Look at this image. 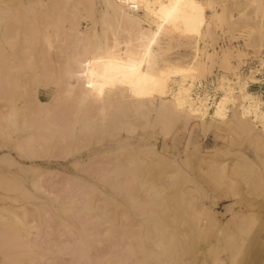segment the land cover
Listing matches in <instances>:
<instances>
[{
	"label": "rangeland",
	"instance_id": "374dc122",
	"mask_svg": "<svg viewBox=\"0 0 264 264\" xmlns=\"http://www.w3.org/2000/svg\"><path fill=\"white\" fill-rule=\"evenodd\" d=\"M6 1L0 0V87L7 83L9 86L3 90L8 89L5 93L10 95L0 93V127L5 130V134L0 133V156L9 153L14 161L0 158V181L14 179L25 191H12L21 202L20 198L10 202L5 197L8 191L0 187V193H6L4 197L0 195V219L13 229L24 230V238L41 247L45 246L48 235L58 243L29 264H134L137 261L140 251L128 249L131 239L127 235H133L130 225L134 224L135 233H143L142 228L151 219L135 213L136 201L113 187L126 178L123 173L116 175L113 166L130 157L136 158L138 164L141 161L154 166L155 170H160L161 162L179 161L164 166L158 173L157 185L149 182L134 185L133 191L147 199L148 205L159 202L149 199L153 192L166 197L169 215L178 218L174 228L182 248L179 253L161 256L168 258V263L156 264H264V145L254 139L259 133L257 129L247 134L238 131L233 120L229 124L210 123V116L204 124L181 120L168 124L157 122L155 109L161 96L152 91L151 105L144 94L152 73L164 71L165 66L173 68L190 62L198 52V42L202 49L199 59L208 65L200 75L203 86L200 82L195 85L194 91L198 93L206 90L213 94L222 76L238 79L235 72L240 73L244 60H248V65H258L257 57L264 54V0H201L209 2L202 14L206 22L200 27V34L193 38L158 30L143 9L117 8L120 0H91V8L80 12L75 10L76 0H58V6L52 3L56 0H42L40 4L36 0ZM222 6L227 7V12L225 19L219 20L214 12L222 11ZM91 18L96 20L94 35L84 42L82 33L91 24ZM134 19H139V29L134 27ZM48 21L51 25L45 28ZM145 28L152 35L141 32ZM44 29L50 35L47 39L42 34ZM223 44L230 52L228 58L223 57L224 49L222 53L219 51ZM206 47L218 54L206 56ZM244 70L247 71L246 67ZM262 75L248 89L264 99ZM241 77L242 82L245 78L243 74ZM78 79L82 84H78ZM66 81L80 87L71 88ZM172 85L175 88L176 84ZM217 90L213 96L219 97L221 89ZM135 91L140 93L134 100L135 111L118 128H112L111 114ZM53 99L56 101L52 111L38 115L46 138L36 140L49 150L38 157L19 155L15 146L27 134L20 125L22 119L37 117L33 110L40 106L39 100ZM233 110L230 109L229 118ZM69 122L77 130L81 123H88L85 135L80 136L86 142L81 149L76 148L77 135L66 149L60 147L63 144L57 139L55 129ZM36 176L50 187L49 194L33 186ZM69 183L75 185L72 190L76 189L75 199H71L75 210L67 209L70 202L66 199L72 197ZM82 189L88 194L82 193ZM84 199L96 202L98 212L99 205L104 204L101 206L108 214L117 217L111 224L116 225L114 236L104 232L105 223L93 221L90 215L78 211ZM81 220H85L84 224ZM153 221L164 226L168 233L174 229L166 219ZM123 227L128 231L123 233ZM81 228L87 229L89 239L92 238L88 241L92 242H88L90 247L84 260L79 261L77 241L81 239ZM94 231L100 235L92 236ZM25 260L28 262V257ZM0 264L14 263L0 252Z\"/></svg>",
	"mask_w": 264,
	"mask_h": 264
},
{
	"label": "bare ground",
	"instance_id": "6f19581e",
	"mask_svg": "<svg viewBox=\"0 0 264 264\" xmlns=\"http://www.w3.org/2000/svg\"><path fill=\"white\" fill-rule=\"evenodd\" d=\"M8 1L6 2L8 3ZM36 1H38L39 4L43 3L42 0H36ZM76 1L77 2H76L75 10L77 12H80L81 9L87 11L92 6L91 0L90 2L88 0H76ZM52 3L54 4V6H58V0H56L55 2L52 1ZM208 3L202 2L201 0H120V4L117 6V8H123L124 6L141 8L144 10L145 14L149 18H151V22L156 23L158 30L166 33L179 32L180 35H186L188 36V38H193L195 35L200 34L199 31L200 27L204 26L206 22L204 15L202 14L206 10L207 6H209ZM19 4L20 3L18 2L17 5ZM238 4L239 3H236L235 6H238ZM226 12H227V7L222 6V11H215L214 16L216 19L222 20L225 19ZM47 17H50V14ZM87 17H91V16L88 15ZM134 20L136 21L134 23V27H137V29H139L140 28L139 19H134ZM95 22L96 20L94 18H91L90 20L91 24H87L85 30L82 33V37H81L82 41L84 42L89 41L92 35H94ZM50 25L51 22L49 21L46 22L45 28L47 27L49 28ZM143 30L145 31H141V32L150 33V29L148 28H145ZM44 33L42 32L45 39H47L48 36L50 35L48 32L46 33V30ZM150 35L152 34L150 33ZM151 39L152 36H150V40ZM153 40L155 39L153 38ZM222 40L224 41V39ZM224 46L225 44L220 45L221 49L218 50L221 52V50L224 49L222 50V52H224L223 57L228 58L230 52L226 51L225 48H227V46L226 47ZM196 49L198 50V52H196L197 54L190 60V62H187L184 65H177L173 68H171V66H165L164 71H157V72L155 71L154 73L151 74L148 87L145 90L146 93L144 94L147 95L146 98L148 99V102L151 105H153L154 103V95L153 97L151 96L152 91L157 92V94L161 96V102L159 106L155 109L157 122L164 121L165 124H168L170 121L181 120L184 123L198 122L200 124H204L205 118L207 116L211 117L210 123L219 122V123L229 124L228 121L233 120V124L236 126L238 131L250 134L251 131L257 129V132L259 133L255 135L254 139L262 141L261 143L264 145V99L260 98L259 95H256L255 93H253L248 89L252 82L256 83L260 81V79L257 76L262 75V73H263L262 76L264 81V54L262 53L263 54L262 56L260 55V57H257L259 59L258 65L257 64L254 66L248 65V60L246 61L244 60L243 64L241 63L242 65L240 66L239 69L240 73L235 72V75L238 76L236 78L238 79L234 80L235 78H231V77L224 78L222 76L221 79H219V81L217 80V87L215 85L213 94H210V92L206 90H204V93L201 94L194 91V88L197 82H200V86H203L204 79H202L200 75L206 71L208 65H206L205 60L202 61L201 59H199L202 50L199 42L196 45ZM206 49L207 50L204 51L206 56L208 55L209 57H211L215 53L218 54L215 51L214 52L209 51L207 47ZM42 66L43 68H45L44 64ZM153 67L155 66L153 65ZM244 67H246L247 71L245 70L242 71ZM242 74L244 75L245 79L243 78L244 80H242L241 82L240 78H242L241 77ZM245 74H247L248 76L245 77ZM43 78L45 79V84L49 83L48 77H46V75ZM1 80L4 81V78H2ZM78 80H79L78 84H82L81 80L80 79ZM5 82H2V84H4ZM205 82H208V79H205ZM173 83L176 84L175 88L174 85H172ZM6 85L8 84L6 83ZM6 85H2V86L7 88ZM66 85L72 88L77 84L74 85L70 83V81H66ZM4 87L2 88L0 87V93L10 95L9 93H5V92H9V90L8 89L6 91L3 90L5 89ZM219 88L221 89V93L219 97L213 96L219 91L217 90ZM56 90H55V94H57ZM10 92H12V90H10ZM138 95L140 96V93L136 91L132 92L131 95H129L124 100H122V102L118 105L116 110L111 114V119L109 120L112 128H118L121 125V123L124 122V119L126 117L132 115L133 111H135L134 100L138 99ZM34 98H35V94L31 96V100L34 101ZM55 101H56L55 99H53L50 102H43L39 100L38 102L40 106H38V108L34 107L33 110V113L34 112L37 113V117L35 118L25 117L22 119L23 121L20 123V125L22 126V128L27 130V134L24 136L21 142L15 146V148L19 150V155L25 157H38V156H42L44 151L49 150L47 146H45L44 144L36 142V140L39 137H42L44 139L46 138V136H44L42 131V128L44 127L43 122L40 121L41 118H39L38 115L40 116L51 112L52 108H54L55 106ZM212 107L213 110L211 112L210 109ZM231 108L234 110L232 113V117L229 118V111ZM42 112H44V114ZM34 124H36V126ZM51 127L54 126H52L51 124ZM3 128L0 127V133L3 132L2 134H5L4 133L5 130L2 131ZM87 129H88L87 122L81 123L78 130L72 128L70 122L68 123V125H64L63 128H58L57 126V128L55 129L57 135L59 136L57 139H59L60 142L63 144L60 147L66 149L69 143L74 138L73 136L77 135V137L79 138L76 141L77 143L76 148L81 149L86 145V142L84 143L83 142L84 138L82 137L80 139V136H82L83 133L85 135ZM8 155L9 153H5V155L3 156L8 157L10 160L14 161V159L12 157H9L10 155L9 156ZM3 156H0V158H2ZM243 161L247 162V159L243 158ZM137 162L138 160L136 158L130 157L128 158V161L126 162L119 161L118 164L113 166L116 175L118 173H123L124 175H126V178L123 180V183H121L122 181L116 182L115 184H113V187L119 189L120 190L119 192L123 193L127 198L134 199V201H136L137 204L135 207V213L145 215L149 217V219H151V221L146 222L144 228H142L143 233H141V231H136L138 233H135L134 224L132 223V225H130V230L133 235H131L130 233L129 235L132 236V238L133 237L134 238L132 239L129 235H127V233L125 234L131 239V240L129 239L130 242L128 244V249H131L135 253L137 251L138 252L140 251V253H138L136 256L135 260L137 261L134 262V264H156L158 262L168 263L169 262L168 258H161V256H168L173 253H179L180 248H182V242L177 237L176 226L174 228V225H176L178 218L176 216L169 215L168 207L170 206V204L167 205L166 197H162V196L160 197L159 193L153 192L149 195V199L159 200V202L155 205H148L146 201L147 199L140 197L133 190H134V185L143 186L147 182H149L151 185H157L158 173L162 172V170L167 166V163L169 164L171 162L172 164L173 163L177 164L179 161L177 159H172L169 160L168 162H161L163 163V165L160 162H158L160 163L159 165L161 166L160 170H155L154 166H150L149 164L146 163L142 164L140 163L141 161H139V164ZM3 181L4 182L0 181V187H4L8 191V194L6 193H5L6 195L4 194L5 197H8L10 202L11 200L14 199L18 200L20 198L18 197L19 195H17L16 193V195L13 196L12 191L13 192H17V190L25 191L23 186L21 187L20 184L14 179L13 180L3 179ZM33 184H34L33 186L39 189L41 188L42 191L44 190L48 192V194L49 191L50 192L52 191L50 190V187L44 185L43 180L41 178H37V176L36 178H34ZM70 185L72 190L73 186L72 184ZM84 189H82L83 190L82 193L88 194V192ZM6 190L3 191V193L6 192ZM46 192H44V194ZM1 193L0 195L4 197V195H2ZM71 193H72V197L68 196V194L66 195L69 197V198L66 197L67 198L66 201L69 199L70 202V204L67 202L69 204L67 209L75 210L76 207L72 206L73 203L71 202L75 199L76 189H73ZM48 194L46 193L47 196ZM20 202H21V198H20ZM81 203L82 206L78 211L82 213V215H90L93 221L100 222L101 224L105 223L106 225L104 228V232L107 233V235L114 236L112 234L117 229H116V225L111 226V224L115 221L117 217L116 216L111 217L108 214L107 209L105 210L104 207L101 206L104 204L99 205V212H98L97 211L98 205L96 204V202H92L84 199L83 201H81ZM21 207L23 206L21 205L20 208ZM42 209H45L44 206ZM62 209L65 210V208ZM15 214H17L16 218L18 219V221H20V219L18 218V213L16 212ZM178 216H180V214ZM127 218L130 220L128 216ZM155 219H166L170 224V226L174 228L173 231L169 233L166 232L164 226L162 227L159 226L157 223H154V221L152 222V220ZM63 223L65 225L66 224L68 225V223H66V220H64ZM46 225L50 227L48 223ZM11 226L12 225L11 224L9 225L7 221L5 222L4 220L0 219V252L3 255V258H5L6 260L8 259V261L13 262L14 264H29L30 260H34L37 257L42 258L48 251H51V246L58 245V243H56V241L53 240L50 237V235H48L49 238L45 239L47 240L45 241V246L41 247L36 243H33L32 241L25 239L24 230L13 229V227ZM137 229L139 228L137 227ZM86 230L87 229L84 230V228L83 229L81 228L79 232L81 236V239L77 241V244H79L77 245V250L78 253H80L78 255H80L79 258H81V259L78 258L79 261L84 260L88 252V248L90 247L88 244L92 242V241L90 242L88 241L91 240L92 238L89 239L87 234L88 232L86 233ZM124 230L128 231L127 228L123 227V233L125 232ZM98 233L94 231L93 234L92 233L90 234H92V236L94 234H95L94 236H98ZM94 241L96 242L97 240ZM147 242L149 243V247L146 248ZM66 245L67 244H65L64 246L66 247ZM139 245L142 248L141 250H139L138 247ZM64 246L59 249L60 252L64 250L65 248ZM26 257H28L29 259L28 262H26L27 259L25 260ZM111 261L112 260L110 259V261H108L107 263ZM49 264H53V262Z\"/></svg>",
	"mask_w": 264,
	"mask_h": 264
}]
</instances>
